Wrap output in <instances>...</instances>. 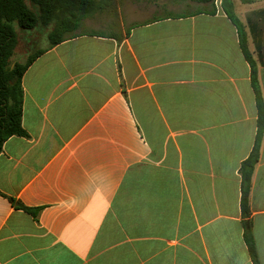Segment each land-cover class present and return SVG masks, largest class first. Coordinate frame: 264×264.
<instances>
[{
    "label": "crops",
    "instance_id": "0c3cea01",
    "mask_svg": "<svg viewBox=\"0 0 264 264\" xmlns=\"http://www.w3.org/2000/svg\"><path fill=\"white\" fill-rule=\"evenodd\" d=\"M222 1L153 16L114 0L40 48L26 136L0 154V264H253L239 169L258 112ZM235 12L264 98V0ZM250 205L264 264V136Z\"/></svg>",
    "mask_w": 264,
    "mask_h": 264
},
{
    "label": "trees",
    "instance_id": "16d2710c",
    "mask_svg": "<svg viewBox=\"0 0 264 264\" xmlns=\"http://www.w3.org/2000/svg\"><path fill=\"white\" fill-rule=\"evenodd\" d=\"M251 3L255 0H242ZM214 5L216 0H199ZM223 9L239 30L241 50L251 67V83L257 106V132L253 149L241 163L240 208L243 238L253 264H261L253 234L250 194L255 167L260 159L264 136V98L255 60L249 50L246 33L235 17L233 7L222 1ZM114 0H0V154L4 144L13 136H26L22 126L23 76L34 61L46 50L38 49L25 63L12 62L18 46L15 25L22 31L48 30L49 47L64 42L79 27L83 19L97 12L112 9ZM215 12V9L212 11Z\"/></svg>",
    "mask_w": 264,
    "mask_h": 264
},
{
    "label": "rangeland",
    "instance_id": "374dc122",
    "mask_svg": "<svg viewBox=\"0 0 264 264\" xmlns=\"http://www.w3.org/2000/svg\"><path fill=\"white\" fill-rule=\"evenodd\" d=\"M158 3L159 9L153 13V16H161L175 12L189 13L198 8H202L203 4L199 0H154ZM227 4L232 6L235 17L240 21V17L236 15V4H242V0H226ZM242 25V23H241ZM243 26V25H242ZM18 34V46L12 58V62L25 63L28 56L35 53L38 49L49 44L47 33L42 30L22 31L15 25ZM244 29V28H243Z\"/></svg>",
    "mask_w": 264,
    "mask_h": 264
}]
</instances>
